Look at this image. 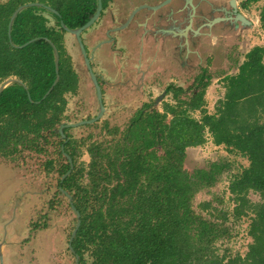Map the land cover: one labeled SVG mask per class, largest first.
Returning a JSON list of instances; mask_svg holds the SVG:
<instances>
[{"label": "trees", "instance_id": "obj_1", "mask_svg": "<svg viewBox=\"0 0 264 264\" xmlns=\"http://www.w3.org/2000/svg\"><path fill=\"white\" fill-rule=\"evenodd\" d=\"M61 1H0V85L16 79L25 86L14 82L0 94L2 157L22 151L42 153L45 147L39 139L48 143L46 132L55 135L67 104L64 94L75 90L77 76L65 54L59 18L68 29H75L94 8L63 9ZM259 1L264 0H242L241 5L246 8ZM36 2L51 6L61 17L44 6L25 7L14 18L9 40L14 10ZM259 22L264 30V5ZM30 40L34 41L22 46ZM52 45L59 55V81L42 99L55 79ZM210 79L207 74L188 93L173 91V103L164 102L161 111L145 106L127 132L118 136L117 130L108 131L110 139L88 146L89 163L76 164L61 183L80 216L71 243L79 264H264V48L253 47L235 74L222 77L225 94L216 102L214 114L204 109ZM194 111L200 112V119L192 116ZM205 131L214 145L248 161L229 180L231 210L221 199L203 197L195 202L191 182L199 183L205 176L212 185V174L197 169L192 178L180 176L186 150L202 145ZM73 155L78 162L76 148ZM52 165L48 161L46 168ZM79 177L85 180L81 185ZM250 191L259 195L260 202L249 200ZM246 215H250L251 242L244 256L226 250L219 254L216 244L231 236L229 217L237 221ZM41 223L42 229L47 226Z\"/></svg>", "mask_w": 264, "mask_h": 264}, {"label": "crops", "instance_id": "obj_2", "mask_svg": "<svg viewBox=\"0 0 264 264\" xmlns=\"http://www.w3.org/2000/svg\"><path fill=\"white\" fill-rule=\"evenodd\" d=\"M112 1L113 7L112 5L106 7L107 10H109L108 12H110V10L116 12L118 7L122 9L120 14L121 17L117 19L118 23L116 22L119 26L115 25L113 28L122 26L120 24L125 22V17L128 15L129 11L128 9L136 11L138 10L137 7L140 6L139 4L143 2L149 4L148 0ZM161 1L162 0H155L153 3H150V5H157ZM174 1V4L170 3V5L165 6L159 11V15L162 16L169 11L173 12V15L167 17V19L162 18V16L160 19H150L149 16V18L141 20V26L137 27L134 33H132V30L129 31L128 27H125V37L119 40L114 47H109L108 45L103 51L96 48L100 41V38H98L96 34L97 29L101 27L100 21L95 22L89 30L82 33V38L88 32L95 34L93 40H86L87 53L90 58L93 57L91 66L93 70L99 76H102L109 84H114L112 87H106V91H103L104 106L111 114L109 120L113 117L112 113L115 112L116 103L121 104V107H118L121 109V113L127 111V113L130 114V119L142 106L154 104L155 99L160 96L166 88L169 89L170 84L174 86V88L171 87L172 89L179 90V88H181L182 91H188L196 89L207 74L211 76V83L227 74H235L240 64L244 61L246 53L254 47L252 45L250 48H246L247 37H249L252 29L255 28L259 21L258 19L256 21L252 20V18L243 11V8H240L241 14L251 21V27L240 26L236 30L238 36L235 46H229L231 43L228 38L221 36L222 39L220 41L219 37L222 34L220 30L216 29L209 32L205 29L204 12L206 13L207 11L206 9L201 10L200 6L197 7L199 3H196V0H194L196 6L194 7L195 17L193 18L192 27L197 31V34L194 31L185 30L184 38L179 37L177 34L182 31L184 27L181 24V19L187 15V11L191 12V8L189 9V7L183 5V0ZM130 4H133L132 7H130ZM178 10H182V12L179 13ZM146 12V10L142 11L138 15L142 16ZM219 42H221L220 49L224 51V54L220 51L221 58L219 56L216 58L217 54L214 50L218 49L217 45H219ZM62 43L71 68L77 76L75 90L64 94L67 100V108H70L72 103L76 104L81 97L90 98L93 90L86 89V72L83 66H81L80 52L75 39L67 32H63ZM212 49L214 50L212 51ZM98 51L100 52L97 57L95 53ZM124 55L126 61L120 62L118 57H123ZM219 58L220 61H217ZM122 70H126L124 75L121 73ZM202 71L203 75H201ZM200 75L202 78L198 80V76ZM119 81L125 82L123 83L124 86L119 85ZM151 83L152 86L149 87L150 85L147 84ZM138 84H143V89L145 90H136L137 86L135 85ZM81 93H83V95H81ZM150 99H154V101L152 100L153 102H149ZM169 99L170 96L168 95L164 101L169 102ZM169 103L171 104V102ZM162 105L163 102L158 105L157 109L159 111H161ZM0 166L4 167L5 165L0 162ZM23 185L25 186V184ZM43 229L38 231L40 233H38L37 236L43 235L40 236L41 242L45 244L46 236ZM10 231L8 241H6V239L1 240L0 234L3 262L6 264L10 261L14 262V264H28L31 256L24 254L20 246L21 244H26V246H28L30 242H34V240L29 241L33 239L34 236L33 234L30 236V231L32 232V230H30V228L28 229L26 223L23 236H20L21 233H16L15 230H12V227H10ZM23 241L26 243H23ZM32 263L33 261H31L30 264ZM35 264L37 263L35 262Z\"/></svg>", "mask_w": 264, "mask_h": 264}, {"label": "rangeland", "instance_id": "obj_3", "mask_svg": "<svg viewBox=\"0 0 264 264\" xmlns=\"http://www.w3.org/2000/svg\"><path fill=\"white\" fill-rule=\"evenodd\" d=\"M241 1L242 0H239L240 6ZM263 5L264 1L251 3L248 7L243 8V11L251 17L252 20L256 21L257 19L259 20V12ZM252 45L254 47L260 46L264 48V30L261 28L259 21L250 32L249 37H247L246 48H250ZM212 83L210 82V86L208 85L204 91V109L209 114L215 113L214 106L216 102L222 99L225 94V82L222 77ZM81 95H83V93H81ZM152 100L154 101V99H150L149 102H153ZM91 107L89 106L86 110L84 108L80 109L77 108V102L76 104L72 103L71 107L67 108L65 114L73 121L81 120L88 115L92 116L94 114L92 113L93 108ZM192 116L196 119H200L201 114L199 111H194L192 112ZM102 129L104 130L101 121L89 127L81 126L76 128L74 130V135L85 136L89 133H94L93 138H96L95 142H100L104 139ZM26 155L28 156V154ZM46 156H48V153ZM46 156L41 155L35 157L32 154V156L25 157V160L17 158L14 162L0 157L1 164L6 166H0L1 240L6 239V241H8L11 232L10 227H12V230H15L16 233H21L20 236H23L26 223L29 229L32 224L36 225L37 220L39 223L45 221L47 224L45 229H43L46 236L45 244L41 242L40 236L43 235L37 236L40 232L36 231L33 233V239L29 240H34V242H30L28 246H26V244H21L20 246L24 254L31 256V258L29 257L28 264H30L31 261H33L32 264H35V262L37 264H74V257L69 253L67 246L72 228L75 226V214L68 208L65 201H59V199H61L60 197L52 202L53 208L49 211L50 214L48 213V193L50 192L52 195L51 198H54L57 187L55 186L56 182L54 178L49 180L43 176L47 172L44 163L46 161ZM31 157L34 159L31 160ZM89 160L90 158L85 154L82 161H79V163L88 164ZM247 166L248 161L246 158L236 152L229 151L223 145H214L210 134L205 131V142L200 146L188 148L186 150L183 165L179 172L181 178L184 176L192 178L197 169H202L204 172L212 174L214 177L212 185L205 179V176H202L201 182L199 183L195 180L191 182L193 186L192 189L195 192V202L202 200L203 197L209 200L221 199L225 205L224 207L231 210L234 203L233 196L228 191L229 180L232 175L239 173ZM7 167L10 170H7ZM49 168L50 167H48V169ZM13 176L14 179H9L10 177L13 178ZM40 176L44 179L41 183L44 184L45 187L38 184L37 179L41 180ZM53 176L56 177V175ZM45 179L47 181H45ZM84 181L83 178L81 179L79 177L80 185L83 184ZM22 183L25 184V186ZM41 190H43L42 193H40ZM248 198L251 202H260V197L255 192L250 191L248 193ZM43 213H48V215L41 217ZM249 216L250 215L242 216L237 221L229 217L226 224L230 228V240L228 239L221 244H219V242L216 244L219 248V254H222L226 250L231 255L238 254L244 256L247 251V246L251 242V238L247 234L250 222ZM23 243L26 242L23 241ZM3 264L6 263L3 262ZM8 264H14V262L10 261Z\"/></svg>", "mask_w": 264, "mask_h": 264}, {"label": "flooded vegetation", "instance_id": "obj_4", "mask_svg": "<svg viewBox=\"0 0 264 264\" xmlns=\"http://www.w3.org/2000/svg\"><path fill=\"white\" fill-rule=\"evenodd\" d=\"M100 1H101L102 9L103 10H106V11H107V8L106 7L113 4V1L112 0H100ZM196 3H199V5L197 7L200 6L201 7V10L206 9V11H207L206 13L203 11L204 14H205L204 15L205 16L204 27H206L205 29L207 31H209V32H211L213 30H216V29L220 30V32H222V34L219 37L220 41L222 39L221 36H223L225 38H228L229 42L231 43L229 46H235V44L237 42V36H238V34L236 33L237 32L236 30L240 26H244L239 21H237L235 19L237 13L238 12L241 13L240 8L242 7V5L241 6L239 5V1L238 0H196ZM61 5L64 6L63 9L64 8H66V9L72 8L73 6H76L78 9H80V8L81 9L94 8V12H93V14H94L95 11H96V8L98 6V0H62L61 1ZM183 5L189 7V9L191 8L186 0H183ZM192 5H193V7L196 6L194 0H192ZM112 7H113V5H112ZM52 9H54V8H52ZM93 14L89 17V19L93 16ZM56 15L59 16V17H61V15L58 12H57ZM50 21H51L50 22L51 25H55L56 24V20L55 19H52L51 18ZM60 21L63 22V20H61L59 18V24H60ZM81 26H79V27H81ZM79 27H77V28H79ZM218 44H219V45H217V48L218 49L217 50L212 49V51L214 50V52L217 54L216 55V58L218 56L221 58V54H220V51H221L220 44H221V42H219ZM214 52H213V54L215 55ZM221 53L224 54V51H221ZM220 58L217 61H220ZM137 64H139V63H137ZM90 65H91V62H90ZM91 68H92V66H91ZM84 70L86 72L85 73L86 74L85 75V79H86V82H87L86 89L87 88H88V90H91L92 89L93 91H92V95H90V98L81 97L77 101V108H80V109H83L84 108L86 110L89 106L90 107L92 106L91 107V108H93V112L92 113H94V114L92 116H89L88 115L85 118H82L81 120H74L73 121L72 119H69V116H66L67 114H65V112L67 111V104H66L65 110L62 113L61 120L59 121V123H57L55 125V131H56L57 134L55 133V135H51V134H48L46 132V134L48 136L47 137L48 143L46 141H44V139H41V140L39 139V142L40 143L42 142L44 144V147H45V150L42 153H36L35 151L32 152V153L22 151V152H19V155L15 156V157H12L13 155H8V156H5V157L0 156V157H2L4 159H8V160L14 162L15 160H17V158H19L21 160L22 159L25 160V157L32 156V154H33V156L36 157V156H41V155L46 156L47 153H48V156H46V158H45L46 161L44 163H45V169H46V171L48 170V171H50V173L48 174L47 173L48 171L47 172L45 171L46 174L43 175V176H45V178H47L49 180H52L54 178L55 179V182H56L55 183V186L57 187L56 193L54 195L55 196L54 198H51L52 195H51L50 192L48 193L49 194L48 201H47V211H48V213L53 208V203L52 202L55 199H58L59 197L61 198V199H59V201H61V202L62 201H65L66 202V205L68 206V208L74 214L76 213L75 209L74 210L72 209V207H73V205H72V198H71V202H70L69 199L65 195L58 194V191H59L58 188L61 187L62 186L61 183H63V181L68 176L71 175V173L75 169V165L78 164L79 161H82L83 156L86 154L89 157L87 148H88V146L90 144H94L96 138L95 139L93 138L94 133L93 134L92 133L91 134L89 133V134H87L85 136L84 135H76L75 136L74 135V130L76 128H78V127H81V126L82 127H89V126H92L94 124L100 123L102 121V126L104 128V130L102 129V135L104 136L103 137L104 138L103 140L110 139L111 136L108 134V131L111 130L113 132H116V130H117L118 131V136L120 135L121 132H127L129 125L132 123V118L140 110L142 112L144 110V108H145V105L142 106L141 109H139V111L137 110L136 113L134 114V116L132 115V118L129 119L130 114L127 113V111H123V113H121V109L118 108L121 104L120 103H116L115 104V109H114L115 112L112 113L113 117H112V119L109 120L111 114H110L109 111H107L106 107L104 106L105 104L103 102L104 101L103 100V95H104V92L103 91L104 90L106 91V87H112L114 84H112V83H110V84L109 83H106V85H105L104 83L100 82V79H102V78L101 77H97V83L100 86V90H101V93H102V102H103V107L105 109V112L101 115V117L99 118V120L96 121V122H94V123H91V124H83V125H79L77 127H66V125H68V124H75V123H79V122H82V121H87V120L93 119V118H95L99 114V105H98V102H97L96 90H95V88H93V84L91 83V80H90V77H89V74H88L87 70L85 68H84ZM92 70H93V68H92ZM93 72H94V74H96V72L94 70H93ZM206 72H207V70H206ZM121 73H122V75L125 74L123 72V70L121 71ZM201 75H203V71H202ZM201 75L198 77V80L201 79V77H202ZM123 83H125V82L119 81V85L124 86ZM147 85H150L149 87H151L152 86V83L151 84H147ZM172 85L173 84H170L169 85V89L166 88L164 90L165 95L162 97V99L159 101V103H157V105H155V103L149 105L151 107V109L158 110L156 108V106L158 107V105L159 104H162V102L163 103L166 102V101H164V99L168 95L170 96L169 102L173 103L171 97L173 95V91H175L177 89H172L171 87L174 88V86H172ZM135 86H137L136 87V90H138V91H139V89L145 90V89H143V84L142 85L141 84H138V85H135ZM198 87H199V85H198ZM179 89H181V88H179ZM189 91L190 90H188V91L183 90L182 92L183 93H188ZM60 126H63V130H62V133L63 134H60L58 132ZM88 137L90 138V141L91 142L89 141V138ZM84 147H85V149H84ZM74 148H76V151H79V153H80V156L77 159L78 162H76L75 155H73V149ZM26 154H28V156ZM71 156H72V158H71ZM33 159L34 158H32L31 160H33ZM48 161H52L53 162L52 167H50L49 169L46 168V164H47ZM4 167H6V166H4ZM63 167H67V168L65 169L64 172H60V170ZM7 170H10V169L7 167ZM67 172H69V174H67ZM65 174H67V175L64 178H62ZM53 175H56V177L53 176ZM9 179H14V176H13V178L10 177ZM40 179L41 180L37 179L38 180V184L40 186H42V187H45V185L41 183V182L44 181V179H42V177ZM45 181H47V180L45 179ZM48 184H49V182H48ZM42 191L43 190H41L40 193H42ZM48 213H43L41 217H45L46 215H48ZM43 219H45V218H43ZM43 222H45V221H43ZM40 224L42 225V223H39L38 220H37L36 225L35 224H32L30 226V230H32L34 232L39 231L40 229H42L41 226H40ZM74 224H76V214H75V218H74ZM73 229H74V227L72 228V230ZM69 238H70V236H69ZM68 251H69V249H68ZM69 253L71 255H73V253H71L70 251H69ZM74 264H75V259H74Z\"/></svg>", "mask_w": 264, "mask_h": 264}, {"label": "water", "instance_id": "obj_5", "mask_svg": "<svg viewBox=\"0 0 264 264\" xmlns=\"http://www.w3.org/2000/svg\"><path fill=\"white\" fill-rule=\"evenodd\" d=\"M149 4L143 2L142 4H139L140 6H138V10H134L133 9H128V15L125 17V22L126 24H120L122 25L121 27H115L113 28V26L117 25V19L121 17V12L122 9L121 7H118L116 12L111 11L108 12L109 10H103L102 6H101V1L98 0V6L96 8L95 13L93 14V16L81 27L79 28H75V29H68L65 24L60 21V27L67 32L71 37H73L77 43V46L79 48V52H80V58H81V66H83V68H85L89 74L91 83L93 84V88H95L96 90V97H97V102L99 105V114L90 120L87 121H82L79 123H75V124H68L66 125V127H77L79 125H83V124H91L94 123L96 121L99 120V118L101 117V115L105 112V109L103 107V102H102V93L100 90V86L97 83V77H101L102 79H100V82L104 83L106 85V83H108L106 80H104V78L102 76H99L97 73L94 74L90 62L91 60H93V57L90 58L88 53H87V49H86V40H93V37L95 34L92 33H87L83 38L81 37L82 33L89 30L93 24L95 22L100 21L101 22V27L99 29H97L96 34L98 36V38H100L99 44L96 47L99 50H105V48L108 47H114V45L119 41L122 40L125 35H126V30L125 27H128L129 31L132 30V33H134L137 29V27L141 26V20H145L147 18L150 19H160V17L162 15H159V11L164 8L165 6L170 5V3L174 4L175 1L174 0H162L159 4L157 5H150V3H153L155 0H148ZM189 4V6L191 7V12L187 11V15L185 17H182L181 19V24L184 26L183 30L178 32V36L179 37H183L184 38V32L185 30H190V31H194L197 34V31H195L192 27L193 25V18L195 17V8L192 5V0H186ZM133 4H130V7H132ZM28 6H44L47 10H49L50 12L57 14V12L52 9L50 6H46L40 3H28V4H24V5H20L18 6V8L16 10H14V12L12 13V15L10 16L9 19V23H8V38L10 40V31H11V27H12V23L14 21L15 16L17 15V13L22 10L25 7ZM147 11L145 14L138 15L140 12L142 11ZM179 13L182 12V10H178ZM134 12V13H133ZM156 13V14H155ZM173 15V12L169 11L168 13L164 14L162 16V18L167 19V17ZM153 17V18H152ZM237 21H239L242 25L246 26V27H251V21H249L247 18H245L240 12L237 13L236 18ZM145 22V21H143ZM118 23V22H117ZM119 26V24L117 25ZM176 35V36H177ZM177 36V37H178ZM34 40H30L29 42L24 43L22 46L27 45L28 43L32 42ZM53 48V56H54V68H55V79L52 82L51 86L49 87V89L47 90V92L44 94V96L42 97V99H44L54 88V86L57 84V82L59 81V74H58V70H59V55H58V51L55 48L54 45H52ZM100 51L96 52L95 55L98 57ZM120 62H125V55L122 57H118ZM124 73H126V70L123 71ZM17 82L19 84H21L23 87H25L19 80L16 79H7L5 80L1 85H0V94L2 93V91L9 86L11 83ZM165 95V92H163L160 96H158L154 103L155 105H157V103H159V101L162 99V97ZM63 130V126H60L58 132L60 134L62 133ZM67 174H69V172H67ZM67 174H65L62 178H64ZM59 193L65 195L69 201L71 202V197L67 194V192L65 190H63L61 187L58 188ZM72 209L74 210V208L72 207ZM76 224L74 226V229L71 232L70 238L68 240V249L71 253L74 254L73 248L71 246V243L76 235V232L80 226V216L79 213L76 212ZM1 246L0 245V264H3V260H2V250H1ZM74 259H75V264H79V260H78V256L74 255Z\"/></svg>", "mask_w": 264, "mask_h": 264}]
</instances>
